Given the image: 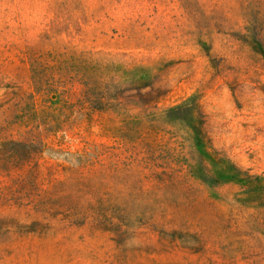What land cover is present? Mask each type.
I'll return each instance as SVG.
<instances>
[{
    "label": "rangeland",
    "instance_id": "1",
    "mask_svg": "<svg viewBox=\"0 0 264 264\" xmlns=\"http://www.w3.org/2000/svg\"><path fill=\"white\" fill-rule=\"evenodd\" d=\"M0 264H264V0H0Z\"/></svg>",
    "mask_w": 264,
    "mask_h": 264
}]
</instances>
